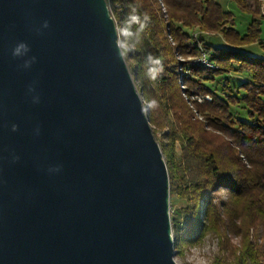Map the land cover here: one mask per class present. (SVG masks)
<instances>
[{
	"label": "water",
	"instance_id": "95a60500",
	"mask_svg": "<svg viewBox=\"0 0 264 264\" xmlns=\"http://www.w3.org/2000/svg\"><path fill=\"white\" fill-rule=\"evenodd\" d=\"M165 159L106 0H0V264H177Z\"/></svg>",
	"mask_w": 264,
	"mask_h": 264
},
{
	"label": "trees",
	"instance_id": "16d2710c",
	"mask_svg": "<svg viewBox=\"0 0 264 264\" xmlns=\"http://www.w3.org/2000/svg\"><path fill=\"white\" fill-rule=\"evenodd\" d=\"M106 1L170 193L186 201L184 222L171 218L175 255L212 236L209 264H264V0H231L251 15L243 35L216 0ZM217 34L234 47L257 43L262 57L206 43ZM202 56L215 67L193 63ZM232 76L242 80L230 85ZM218 191L224 197L215 200Z\"/></svg>",
	"mask_w": 264,
	"mask_h": 264
},
{
	"label": "rangeland",
	"instance_id": "374dc122",
	"mask_svg": "<svg viewBox=\"0 0 264 264\" xmlns=\"http://www.w3.org/2000/svg\"><path fill=\"white\" fill-rule=\"evenodd\" d=\"M216 1L218 2V4L221 6L223 10L229 11L232 13L233 19H234V27L241 35H243L246 32L247 26L251 20V15L249 13L241 11L237 7V5L231 0H216ZM263 2L264 1H262V4ZM248 4L252 6V0H250ZM108 8H109L111 15L113 16V13H112V10L109 4H108ZM262 12H264L263 7H262ZM205 39H206V43L210 44L214 48L236 49L251 57H262V50L260 49L257 43L234 47V46L227 44L224 41V39L221 37V35H218V34L213 35V36H206ZM260 40L264 41V16L261 18V21H260ZM239 80H242V79L232 76L230 77L229 84L230 85L235 84ZM222 84H223L222 79L215 82V86H217V89H221ZM237 116L244 117V112L242 111L241 108L237 109ZM219 197L220 198L224 197L223 191L217 192V196L215 200H217V198ZM185 203L186 201L184 199L178 198L175 194L170 193L169 194L170 218H176L179 220L180 223L184 222L185 217L181 212H179V210L185 205ZM216 249H217L216 240L212 236H206L201 244L183 246L181 249V253L174 256V260L177 264H209L212 255L216 252Z\"/></svg>",
	"mask_w": 264,
	"mask_h": 264
},
{
	"label": "bare ground",
	"instance_id": "6f19581e",
	"mask_svg": "<svg viewBox=\"0 0 264 264\" xmlns=\"http://www.w3.org/2000/svg\"><path fill=\"white\" fill-rule=\"evenodd\" d=\"M193 63H195L196 65H204V66H207V67H211V69H212V67H215L207 59H201V58L195 59V60H193Z\"/></svg>",
	"mask_w": 264,
	"mask_h": 264
},
{
	"label": "clouds",
	"instance_id": "9594fccd",
	"mask_svg": "<svg viewBox=\"0 0 264 264\" xmlns=\"http://www.w3.org/2000/svg\"><path fill=\"white\" fill-rule=\"evenodd\" d=\"M131 19L133 20V22H135L137 18H136V17H132ZM123 47H124V46L121 45V48H123ZM149 59L152 60V59H154V58H152L151 55H150V56H149ZM155 62H156V63H159L158 60H155Z\"/></svg>",
	"mask_w": 264,
	"mask_h": 264
},
{
	"label": "built area",
	"instance_id": "2783aa9c",
	"mask_svg": "<svg viewBox=\"0 0 264 264\" xmlns=\"http://www.w3.org/2000/svg\"><path fill=\"white\" fill-rule=\"evenodd\" d=\"M196 35V34H195ZM201 59H207L206 56H202ZM208 60V59H207ZM206 98H209L208 96H206Z\"/></svg>",
	"mask_w": 264,
	"mask_h": 264
},
{
	"label": "crops",
	"instance_id": "0c3cea01",
	"mask_svg": "<svg viewBox=\"0 0 264 264\" xmlns=\"http://www.w3.org/2000/svg\"><path fill=\"white\" fill-rule=\"evenodd\" d=\"M262 7H263V9H264V2H263V4H262ZM263 14H264V12H262Z\"/></svg>",
	"mask_w": 264,
	"mask_h": 264
}]
</instances>
